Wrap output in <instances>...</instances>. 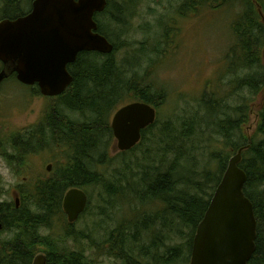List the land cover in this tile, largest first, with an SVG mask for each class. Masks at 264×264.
Listing matches in <instances>:
<instances>
[{
	"label": "trees",
	"instance_id": "obj_1",
	"mask_svg": "<svg viewBox=\"0 0 264 264\" xmlns=\"http://www.w3.org/2000/svg\"><path fill=\"white\" fill-rule=\"evenodd\" d=\"M29 1L0 0V18L22 16L27 10L23 6ZM135 1L122 0L119 4L108 0L98 22L100 32L114 44L113 52H81L69 66L74 77L71 85L62 95L48 97L51 105L45 109L41 123L26 130L22 136H12L8 142L11 153L3 148L10 161L23 165L27 164L30 154L39 153L51 144L63 148L65 156L47 177L19 186L18 208L16 201L0 206L3 230L13 233L12 238L0 243V264H32L39 251L47 254L49 264H94L97 256L104 255L115 260V264H190L194 234L228 160L215 151V172L191 169L190 173L184 171L176 174L182 161L194 159L191 151L181 158L179 152L184 145L197 144L192 141L195 137L192 138L190 133L196 121H184L176 125L167 120L158 127L159 119L143 130L138 146L130 152L109 157L114 147L110 124L113 111L133 100H143L157 107L165 103V90L151 81L152 67L156 63L154 56L167 53L157 45L162 43L163 36L157 29L150 30L146 26L144 28L149 30V34L151 31V39L155 43H150L149 38L136 42L129 38L121 40V37L130 33V17ZM177 1V13L182 16L188 13L202 15L211 9L242 4V12L233 23L236 44L230 52L231 68L233 71L242 69L245 76L240 79L241 84L247 86L249 93L259 94L264 89V65L261 60L264 23L261 22L255 0ZM128 13L129 18H125L124 15ZM163 25L160 23V26ZM167 29L172 31L173 25L167 24ZM123 48L127 50L119 58ZM226 106H220L224 117L216 121L215 130L226 138L234 154L246 144H251L249 149L243 151L240 162V167L248 176L244 191L253 202L259 222L257 249L249 264H264V107L258 113L259 136L250 141L241 135L244 117L248 120L251 115L250 105H247V110L245 106L234 107L237 118L229 114ZM213 110L210 114L215 116L216 108L213 107ZM207 116L205 114L204 119ZM205 122L215 126L211 121ZM172 130L175 131L173 135ZM239 137L241 142H236ZM153 142L164 145L166 155L174 156L173 168L162 170V166H149V171L145 172L141 167L137 181L131 184L128 180L131 166L121 159L127 158L126 154L147 155L143 146L147 148ZM120 157L118 163L126 167L116 168L120 171L108 176L106 170L111 167L112 159ZM160 159L162 164L172 163V160L168 162L165 158ZM73 186L83 189L102 186L106 207H115L117 211L124 206L125 209L129 207L131 214L118 220L119 224L104 234L101 241L84 231L78 237L68 226V235L64 234L63 240L70 236L74 237L75 243V248L69 250L54 234H43L42 231H52L56 219L62 220L63 198ZM134 201L137 205L133 204ZM138 206L149 209L137 210ZM79 241L88 243L86 249L80 246Z\"/></svg>",
	"mask_w": 264,
	"mask_h": 264
},
{
	"label": "rangeland",
	"instance_id": "obj_2",
	"mask_svg": "<svg viewBox=\"0 0 264 264\" xmlns=\"http://www.w3.org/2000/svg\"><path fill=\"white\" fill-rule=\"evenodd\" d=\"M114 1L119 4L122 2V0ZM255 2L259 12L260 10L263 12L260 14L261 22H263L264 0H255ZM31 4L32 0L23 7L28 9ZM178 6L177 0H137L130 17V33L126 37L136 41L149 38L152 33L150 31L149 34V30L144 28L146 26L150 27V30L157 29V32L162 35L163 30L157 28L159 18L162 20L165 18V22L169 25L174 23L173 31H170L172 40L165 43L166 49L170 48V53H164L163 56L157 58L152 67L153 79L151 78V81L162 83L169 92L166 103L158 109V127L167 120H171L176 125H180V122L184 121L192 123L191 120H195L196 123L193 122L194 129L190 133L192 138L195 137L192 141L197 144L184 145L181 147L182 151L179 152L181 158L191 151L194 159L182 161L176 174L184 171L190 173L191 169H195V171L208 169L215 172L217 166V160L213 156L215 151H219L221 157L228 156L227 160L234 155L231 152L232 146L230 147L226 139H222L215 130L216 121H220L224 117L223 108L220 107L222 100L228 105L226 107L230 115L237 114L234 113V107L241 102L246 103L245 110H247V105H250L251 115L247 122L243 123L242 131L245 136L254 137L258 134V113L264 107V91L253 96L249 95L250 91L247 88V95L243 97L241 92L235 88V79L236 75L244 76L245 74L242 69L235 71L229 69L228 55L236 44L232 25L242 12L241 3H235L234 6L233 4L222 6L215 10L211 9L202 15L190 13L187 17H177ZM1 8L2 3L0 2ZM129 14H125L124 17L129 18ZM157 45L159 46V44ZM159 48L162 49L160 46ZM126 50L127 48L120 50L119 58L124 55ZM261 60L264 65V49ZM1 66L0 63V68ZM32 87L23 85L15 76L11 75L4 81L0 92V203L14 202L15 198L19 197L16 192L20 185L38 180L40 177H47L49 173L47 166L52 165L51 170H54L65 156L63 148L51 144L44 148L45 150L31 154L27 164L23 165L17 161H10L3 150L5 147L11 153L12 149L9 148L8 142L12 136L21 135L29 128L34 127L33 125L42 119L45 109L51 105V100L48 97L38 94L37 89ZM213 107L216 108L215 116L211 115L214 111ZM205 114L208 116L204 119ZM205 120L211 121L215 126L213 127L210 122H205ZM158 127L157 130H159ZM174 133L175 131L172 130V135ZM113 146V154L109 152V157L119 154L116 139L113 141ZM163 148L164 145L153 142L147 148L143 146V151L147 155L138 153L134 156L126 154L127 158L123 159L120 157L121 161L124 160L128 162L129 167L131 166L128 174L131 184L137 181L141 167L145 172L149 171V166H162V170L167 167L173 168L174 156L166 155ZM160 158H165L168 162L172 160V163L162 164ZM119 161V159L111 161V167L106 170L108 176L120 171L115 170L116 168L123 169L125 165L118 163ZM187 173L185 172V175ZM85 189L89 194L90 204L87 211L73 227V231L78 237L84 231L90 236L100 238L101 241L104 234H107L115 224H119L118 220L130 215L131 211L129 207L125 209V206L120 211L112 206L106 207L105 191L102 186H89ZM69 190L70 188L67 191ZM133 204L137 205V202L134 201ZM139 206L137 210L149 209V207L142 209ZM68 226L64 214L62 220L56 219L52 231L46 230L42 233L54 234L61 240L62 245L72 250L75 248L74 237L67 236L63 240L64 234L68 235ZM12 237L13 233L0 230V243ZM78 243L85 249L88 244L86 241ZM114 262L115 260L109 258L108 255H104L97 256L94 264H115Z\"/></svg>",
	"mask_w": 264,
	"mask_h": 264
},
{
	"label": "water",
	"instance_id": "obj_3",
	"mask_svg": "<svg viewBox=\"0 0 264 264\" xmlns=\"http://www.w3.org/2000/svg\"><path fill=\"white\" fill-rule=\"evenodd\" d=\"M106 5L107 0H35L30 14L0 21V61L4 65L0 87L10 72H16L22 83L38 84L43 95H61L73 81L68 65L80 52H113L114 45L97 31L95 19ZM155 120L156 109L149 103L135 101L119 108L112 119L118 149L133 148L142 130ZM247 147L230 159L215 189L195 235L191 264H247L255 251L257 221L253 203L244 192L248 176L239 166ZM87 204L83 189L67 191L63 207L70 223ZM33 264H47L46 256L38 255Z\"/></svg>",
	"mask_w": 264,
	"mask_h": 264
},
{
	"label": "flooded vegetation",
	"instance_id": "obj_4",
	"mask_svg": "<svg viewBox=\"0 0 264 264\" xmlns=\"http://www.w3.org/2000/svg\"><path fill=\"white\" fill-rule=\"evenodd\" d=\"M33 1H34V0H32V3H33ZM31 8H32V4H31L30 8H28V9L23 13L22 16L26 15L27 13H29V12L31 11ZM17 18H18V17H15V18H12V19H17ZM1 90H2V86H1V88H0V92H1ZM38 121L40 122L41 119H39ZM16 193H17V195L19 196V192H16Z\"/></svg>",
	"mask_w": 264,
	"mask_h": 264
},
{
	"label": "bare ground",
	"instance_id": "obj_5",
	"mask_svg": "<svg viewBox=\"0 0 264 264\" xmlns=\"http://www.w3.org/2000/svg\"><path fill=\"white\" fill-rule=\"evenodd\" d=\"M229 15V14H228ZM158 61V60H157ZM196 233V232H195ZM195 235V234H194ZM52 243V242H51ZM192 246H193V244H192ZM192 250V249H191Z\"/></svg>",
	"mask_w": 264,
	"mask_h": 264
}]
</instances>
